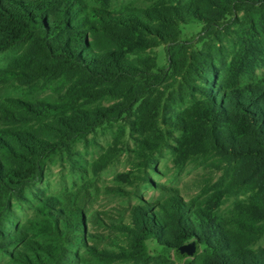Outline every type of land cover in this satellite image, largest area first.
<instances>
[{"label": "trees", "instance_id": "1", "mask_svg": "<svg viewBox=\"0 0 264 264\" xmlns=\"http://www.w3.org/2000/svg\"><path fill=\"white\" fill-rule=\"evenodd\" d=\"M113 1L0 0V55H10L0 90L12 93H0V252L12 264H114L148 259L155 240L179 264H264V249L252 248L264 209L253 204L240 219H220L161 186L167 198L136 206L130 224L110 225L125 238L111 251L90 244L97 236L83 208L36 190L53 158L72 161L78 141L122 120L144 136L142 153L167 144L180 165L216 154L234 167L233 185L259 177L264 188V0L118 10ZM192 25L202 26L198 39L183 40ZM225 41L234 44L228 63ZM160 46L165 68L151 56ZM117 157L107 149L91 173ZM24 205L34 217L13 229L14 208ZM191 243L194 256L182 250Z\"/></svg>", "mask_w": 264, "mask_h": 264}, {"label": "rangeland", "instance_id": "2", "mask_svg": "<svg viewBox=\"0 0 264 264\" xmlns=\"http://www.w3.org/2000/svg\"><path fill=\"white\" fill-rule=\"evenodd\" d=\"M160 1L177 3L187 0H114L112 9L118 10L126 5L147 8ZM201 29L200 25L184 27L182 39L197 40ZM222 46L221 55L228 63L233 41H225ZM196 47L201 49L202 44H196ZM9 56L0 55V65ZM151 56L156 59L159 68L167 67L166 46L155 48ZM258 74L264 75V68ZM0 93L12 94L5 89ZM110 104V101L103 102V105ZM143 137L132 131L124 120L113 126L105 125L90 134L86 141L80 140L74 145L72 161L66 156L53 158L36 190L46 197H57L64 204L83 208L87 231L97 236L96 241H90V244L111 251H118L120 245H125V238L110 225L130 224L131 213L136 206L156 205L163 201L169 196L163 187L175 191L186 202L211 206L220 219H240V208L244 205L253 204L264 209V188L262 190L258 186L259 177L235 186L234 167L231 169L227 159L209 154L180 165L167 144L142 153L139 140ZM170 144L175 145V142L170 141ZM111 147L118 150V157L98 176H94L91 173L92 163ZM118 190L122 193L118 194ZM13 212V229L22 228L35 214L34 208L29 205L16 206ZM257 225L264 226V221L257 222ZM147 246L148 259L114 264H179L155 240L148 241ZM252 248L264 249V234ZM0 264H12L10 257L0 252Z\"/></svg>", "mask_w": 264, "mask_h": 264}, {"label": "water", "instance_id": "3", "mask_svg": "<svg viewBox=\"0 0 264 264\" xmlns=\"http://www.w3.org/2000/svg\"><path fill=\"white\" fill-rule=\"evenodd\" d=\"M187 254L194 256L199 252V245L197 243H191L182 248Z\"/></svg>", "mask_w": 264, "mask_h": 264}]
</instances>
